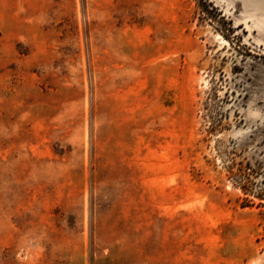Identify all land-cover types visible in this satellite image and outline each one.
<instances>
[{"label": "rangeland", "instance_id": "obj_1", "mask_svg": "<svg viewBox=\"0 0 264 264\" xmlns=\"http://www.w3.org/2000/svg\"><path fill=\"white\" fill-rule=\"evenodd\" d=\"M0 264H264V0H0Z\"/></svg>", "mask_w": 264, "mask_h": 264}]
</instances>
